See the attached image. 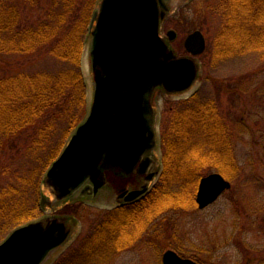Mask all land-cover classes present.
Here are the masks:
<instances>
[{
	"label": "rangeland",
	"instance_id": "374dc122",
	"mask_svg": "<svg viewBox=\"0 0 264 264\" xmlns=\"http://www.w3.org/2000/svg\"><path fill=\"white\" fill-rule=\"evenodd\" d=\"M49 2L42 0L28 9L23 21L39 20ZM217 3L218 0H170L169 11L160 27L161 36L178 55H187L184 39L194 30H200L205 38V49L198 56L197 77L187 92L159 93L157 118L159 123L160 120L171 123L173 118L169 121V115L183 105L179 100L190 95L197 94L195 97L200 98L199 101L211 100L220 120L230 131L237 169L229 178L215 167L201 176L219 172L230 186L204 208L197 204L169 203L153 215L137 214L126 229L134 230L137 239L127 246L113 248L111 242L96 244V241L83 248V238L88 234L99 235L100 241L105 234L119 232L106 228L111 217L108 212L106 214L108 209L81 201L55 202L51 189L44 183L41 195L47 202L43 205V215L59 217L72 230L71 238L44 264L59 260L62 264H162L161 256L166 249L176 250L200 264H264V50L222 57L219 33L225 18L216 10ZM170 29L175 31L172 40L166 34ZM70 68L72 64L44 49L25 54H0V76L18 71L56 73ZM81 69L86 98L91 99L93 74L87 59L81 61ZM52 121L48 142L43 146L38 143L32 148L38 124L0 136V189L10 185L17 189L11 196L3 197L8 204L5 212L12 206L11 200L20 193L23 200L36 201L35 184L26 179L33 167L44 164L47 150L57 144L67 126L66 121ZM4 218L0 215V224ZM99 222L104 231L96 229Z\"/></svg>",
	"mask_w": 264,
	"mask_h": 264
},
{
	"label": "trees",
	"instance_id": "16d2710c",
	"mask_svg": "<svg viewBox=\"0 0 264 264\" xmlns=\"http://www.w3.org/2000/svg\"><path fill=\"white\" fill-rule=\"evenodd\" d=\"M41 1L0 0V54L44 49L72 64V68L56 73L18 71L1 75L0 136L38 124L32 142L35 148L38 143L43 146L48 142L52 120L66 121L67 126L57 144L47 150L44 164L33 167L26 179L35 184L36 201L27 202L20 193L5 212L8 204L3 197L17 189L13 185L0 189V215L5 216L0 224V241L14 227L43 215L40 198L44 173L86 113L81 57L97 0H50L39 20L23 21L27 10ZM215 8L225 18L219 33L222 57L264 50V0H218ZM196 95L179 100L183 105L169 115L171 123L161 122L163 169L157 184L143 199V204L149 205L138 215H153L169 203L196 204L194 194L204 172L215 167L229 178L237 169L230 131L213 102L199 101ZM59 261L54 264H62Z\"/></svg>",
	"mask_w": 264,
	"mask_h": 264
},
{
	"label": "water",
	"instance_id": "95a60500",
	"mask_svg": "<svg viewBox=\"0 0 264 264\" xmlns=\"http://www.w3.org/2000/svg\"><path fill=\"white\" fill-rule=\"evenodd\" d=\"M168 1L101 0L93 13L89 52L95 70L94 99L85 118L45 173V183L56 199L70 196L86 181L92 183L89 191L95 193L105 182L99 164L103 154L111 163L132 166L141 138L134 134L137 129L130 128L133 123L117 120L123 114H115L113 106L122 109L132 104L130 100L140 98L138 93H146L147 99L157 85L168 91H182L193 82V61L176 56L159 34L160 22L169 9ZM168 35L172 39L175 32L169 30ZM184 45L193 55L203 52L202 32L189 33ZM125 82L131 85L130 96L121 94ZM229 186L230 182L219 172L202 176L195 197L198 207L211 204ZM138 192H130L127 198ZM44 202L42 198L41 204ZM67 236L66 223L59 217L21 224L0 242V264H43ZM162 261L198 264L173 250H166Z\"/></svg>",
	"mask_w": 264,
	"mask_h": 264
},
{
	"label": "flooded vegetation",
	"instance_id": "af4514ba",
	"mask_svg": "<svg viewBox=\"0 0 264 264\" xmlns=\"http://www.w3.org/2000/svg\"><path fill=\"white\" fill-rule=\"evenodd\" d=\"M188 55L189 54H187V56ZM198 56L199 55L191 56L195 61V68H197L198 65ZM101 74L104 75V73ZM196 76L197 69L195 72V78ZM94 81L95 74L92 81L89 107H91V103L94 99ZM161 92L167 93V90L164 86L158 85L150 91L147 99H145L147 96L146 93L143 95L138 93L139 95L137 96H140V98H137L138 100H130L132 104H126V107L122 109L118 106H113L115 114H123L121 117H118L117 120L121 122L130 121L129 123H133L132 126L129 125L130 128L137 129L134 134L136 137L141 138L140 143L137 146V156L135 157L132 166L111 163L106 157H104L101 164L103 166L102 169L105 176V183L97 190V192L95 194L89 193V187H91L92 184L87 181L65 199V202L69 204L81 201L86 205L104 207L105 209L110 210H106V214L108 212V216H111L106 228L108 230L119 231L118 233L113 232L103 235L100 241L98 240L99 235L94 233L88 234L83 238L84 241L81 245L83 248L87 246L90 247L96 241V244L101 241L111 242L113 248H119V246H127L128 244L135 242L137 239L134 230L130 231L129 229V231H127L126 229L127 225L131 224L132 220L136 218L138 211L145 207L142 206L143 199L146 200V196L153 190L158 182L162 149L158 146L157 142L156 123L158 114L157 97ZM121 94L124 96L132 95L129 82L123 84ZM131 191L139 192L134 197L127 198ZM99 203L103 204L100 205ZM96 229L104 231L101 229L100 222ZM142 232L143 229L140 233ZM71 236L72 230H69L68 240Z\"/></svg>",
	"mask_w": 264,
	"mask_h": 264
}]
</instances>
